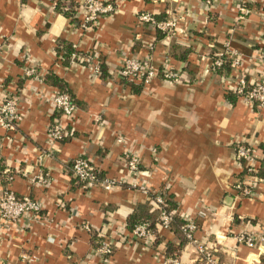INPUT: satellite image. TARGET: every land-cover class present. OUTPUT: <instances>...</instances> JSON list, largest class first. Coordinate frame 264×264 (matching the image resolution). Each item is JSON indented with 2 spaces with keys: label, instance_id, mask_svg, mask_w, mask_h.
<instances>
[{
  "label": "crops",
  "instance_id": "crops-1",
  "mask_svg": "<svg viewBox=\"0 0 264 264\" xmlns=\"http://www.w3.org/2000/svg\"><path fill=\"white\" fill-rule=\"evenodd\" d=\"M114 1V12L82 27L81 0H0V101L14 95L19 112L11 129L0 126V195L8 186L43 206L39 217L0 220V264H168V257L204 264L179 231L189 218L195 238L220 264H264V247L234 238L264 233V176L258 171L262 180L250 197L231 186L243 175L234 159L240 139L256 149L264 174V107L229 88L225 77L236 74L228 66L212 69L228 42L242 56L238 72L248 81L264 73V0ZM142 11L173 18L176 28L159 33L137 20ZM59 41L74 47L76 59L62 58V47L57 53ZM126 56L166 63L178 78L125 79ZM30 67L37 77L25 75ZM61 88L76 105L70 119L52 106ZM55 120L72 133L52 141ZM125 153L136 154L142 173L125 168ZM78 155L116 183H78L69 170ZM38 172L47 184L30 182ZM131 181L165 185L174 206L170 227L155 222L145 241L129 238L131 223L154 207ZM102 239L113 243L109 256L97 252Z\"/></svg>",
  "mask_w": 264,
  "mask_h": 264
},
{
  "label": "built area",
  "instance_id": "built-area-1",
  "mask_svg": "<svg viewBox=\"0 0 264 264\" xmlns=\"http://www.w3.org/2000/svg\"><path fill=\"white\" fill-rule=\"evenodd\" d=\"M80 8L82 15V27L88 26L89 23L96 24L99 19L109 13L115 11L117 4L114 0H81ZM243 8H241L242 10ZM137 20L140 23H150L156 29L163 32H168L176 28V21L173 18L156 19L149 12H139ZM264 25V23H263ZM258 56L264 65V43L258 50ZM227 64L229 69L234 72L235 77L227 76L226 82H229V88L235 94L242 97L245 101L251 104H256L259 107H264V73H262L256 81H248L245 75L239 73V68L243 64V58L234 49H231L228 42L223 44V49L214 55L212 60V69L216 72L223 65ZM95 72H99V66H94ZM120 74L125 79L140 80L142 83H149L154 77L159 75L165 81H173L178 78V73L174 71L166 63L155 65L148 60H139L132 56L123 58L120 65ZM25 75H36V70L30 67L25 70ZM51 102L54 110L64 115L66 119H70L76 110V105L71 96L66 91H57L51 97ZM19 119L18 101L14 95L6 92L0 101V126L11 129ZM99 120V115L96 116ZM72 133V129L65 127L60 121H53L48 127V135L52 141L62 140L65 136ZM121 140L120 137L118 141ZM124 166L132 174H140L141 168L139 159L136 154L125 153ZM234 159L236 164L242 170V177L236 179L232 183V188L236 190L238 195L250 197L255 194L254 183L260 181L258 173L259 156L256 149L246 143L245 139H240L235 143ZM71 177L84 185L91 186L98 184L106 189H109L116 183L114 178L100 176L90 159L83 155H78L71 159L70 166ZM9 180V179H8ZM30 182L37 185L47 184V177L44 173L38 172L31 177ZM138 182V183H137ZM131 181L132 186H136L140 191L145 193L150 199V203L159 211L157 224L162 228H169L173 219L174 211L167 209L165 206V197L167 187L161 186L154 189L142 181ZM43 209L42 203L35 198L28 196H17L8 186L3 188L0 195V220L3 223L16 222L25 216L31 218L39 217ZM202 215L204 212L199 211ZM85 228H88L85 226ZM197 225L193 219L182 220L179 229L184 238L195 245L196 251L199 254L204 264H220L214 256L212 248L206 246L203 242L195 238ZM130 239H141L145 241L153 235V229L149 227L147 222H139L130 229ZM235 240L249 248L264 247V233H247L240 231L234 236ZM97 252L109 256L113 251V243L109 239H102L96 247ZM168 264H178V260L172 257L166 258Z\"/></svg>",
  "mask_w": 264,
  "mask_h": 264
},
{
  "label": "trees",
  "instance_id": "trees-1",
  "mask_svg": "<svg viewBox=\"0 0 264 264\" xmlns=\"http://www.w3.org/2000/svg\"><path fill=\"white\" fill-rule=\"evenodd\" d=\"M60 5V4H59ZM157 31L160 33L161 32V30H159V29H157ZM60 47H62V49H63V53H62V58H64V59H66L67 60V58H73V59H76V51H75V49H74V47L71 45V44H65V43H63V42H61V41H59V44L57 45V53H58V51L60 50L59 48ZM222 68H227V64H225V65H223V67H221V68H219V69H222ZM218 69V70H219ZM61 91H66L65 89H63V88H61ZM67 92V91H66ZM68 93V92H67ZM262 166L260 167V169H258V171H260L259 172V176H260V174L262 175V176H264V174H262ZM78 183H82V182H79L78 181ZM82 185H84V183H82ZM164 202H165V206H166V208L167 209H173L174 208V206H173V203L171 202V200L169 199V198H167V197H165V200H164ZM149 205H150V207L152 206V208H153V205L150 203V199H149ZM154 210V211H153ZM153 210H151V212H149L148 213V215H144L143 217H141V218H139V219H137V220H135V221H133V223H131V228H132V226L134 225V224H136V223H139V222H147L148 224H149V227L151 228V229H153V224L155 223V222H157V220H158V217H159V211L157 210V209H155V208H153ZM175 212V211H174ZM174 215H175V213H174ZM134 216L135 215H133L131 218H134ZM130 218V219H131ZM132 222V221H131ZM182 223V221L180 220V224ZM179 231H180V229H179ZM180 233H181V231H180ZM182 234V233H181ZM184 237V236H183ZM201 259V258H200ZM202 261V260H201Z\"/></svg>",
  "mask_w": 264,
  "mask_h": 264
}]
</instances>
